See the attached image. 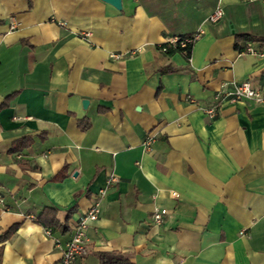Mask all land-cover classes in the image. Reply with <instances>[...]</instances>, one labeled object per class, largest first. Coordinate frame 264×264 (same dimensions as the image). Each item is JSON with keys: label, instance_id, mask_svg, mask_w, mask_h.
Returning a JSON list of instances; mask_svg holds the SVG:
<instances>
[{"label": "crops", "instance_id": "crops-1", "mask_svg": "<svg viewBox=\"0 0 264 264\" xmlns=\"http://www.w3.org/2000/svg\"><path fill=\"white\" fill-rule=\"evenodd\" d=\"M216 3L0 0V264H59L96 201L81 264H264V105L203 112L264 86V5L220 0L209 24ZM194 32L188 57L161 51Z\"/></svg>", "mask_w": 264, "mask_h": 264}, {"label": "built area", "instance_id": "built-area-1", "mask_svg": "<svg viewBox=\"0 0 264 264\" xmlns=\"http://www.w3.org/2000/svg\"><path fill=\"white\" fill-rule=\"evenodd\" d=\"M244 2H260L264 5V0H243ZM216 6L212 12L207 16V22L209 24H216L223 18V9L220 5V0H216ZM15 28L14 22L10 24L9 29ZM200 37L199 32H194L189 36L173 37L169 38L163 46L161 51L166 53L168 48L185 49L191 47ZM244 54L258 55L261 54L255 51L251 46L247 45L246 48L241 51ZM113 58H119L120 55L111 54ZM242 101H249L256 105H264V86L261 88L253 87L249 82L231 83L229 86L222 85L219 91L214 96V104L206 108L203 112L208 119H213L217 113L219 106L223 103H236ZM154 142L153 135H147L142 145L145 150H149ZM117 177L114 174L108 176V185H114L117 183ZM104 192H99V196H103ZM166 210H155L152 215V220L155 225H159L164 216ZM100 214V202H94L89 209L84 212L75 221L72 226V233L69 240L66 241L64 247L61 250V257L59 264H81L83 258L87 254L86 248V230L90 222H94L98 219ZM46 234L50 232L47 230Z\"/></svg>", "mask_w": 264, "mask_h": 264}, {"label": "trees", "instance_id": "trees-1", "mask_svg": "<svg viewBox=\"0 0 264 264\" xmlns=\"http://www.w3.org/2000/svg\"><path fill=\"white\" fill-rule=\"evenodd\" d=\"M240 40H243V42L250 41V39L247 38V37H243ZM236 48H237L238 51L241 50V48L238 46V44L236 45ZM190 49H191V47H188V48H185V49H179L178 47L175 48V49L168 48V50H167L166 53H169L171 51H176V52L184 53L188 57L189 54H190ZM46 211L53 212L52 210H46ZM41 223L43 225H45V226H52V227H55V228H59V225L57 224V222L55 221V219H54L53 216L50 218L49 221H42L41 220ZM12 231H13L12 229L9 230V231H7L5 233V236L10 235ZM101 260H102V264H123V262H124V260L122 259V257H120L118 255H104V256L101 257Z\"/></svg>", "mask_w": 264, "mask_h": 264}, {"label": "water", "instance_id": "water-1", "mask_svg": "<svg viewBox=\"0 0 264 264\" xmlns=\"http://www.w3.org/2000/svg\"><path fill=\"white\" fill-rule=\"evenodd\" d=\"M104 3L109 4L112 6L115 10L120 11L121 10V0H102ZM83 108L87 106V101L82 102Z\"/></svg>", "mask_w": 264, "mask_h": 264}]
</instances>
